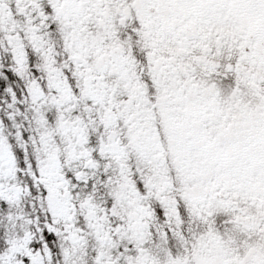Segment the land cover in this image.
Instances as JSON below:
<instances>
[{"label": "snow or ice", "instance_id": "1", "mask_svg": "<svg viewBox=\"0 0 264 264\" xmlns=\"http://www.w3.org/2000/svg\"><path fill=\"white\" fill-rule=\"evenodd\" d=\"M0 264H264V0H0Z\"/></svg>", "mask_w": 264, "mask_h": 264}]
</instances>
